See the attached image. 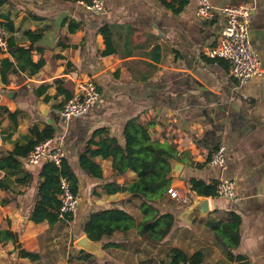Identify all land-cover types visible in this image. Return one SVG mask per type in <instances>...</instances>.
Wrapping results in <instances>:
<instances>
[{
	"label": "crops",
	"instance_id": "0c3cea01",
	"mask_svg": "<svg viewBox=\"0 0 264 264\" xmlns=\"http://www.w3.org/2000/svg\"><path fill=\"white\" fill-rule=\"evenodd\" d=\"M164 1L173 6L162 0H103L105 12L95 14L82 0H0L7 39L0 62L13 61L12 36L18 46L31 47L32 62L41 64L33 75L16 71L8 84L0 82V107L8 111L0 112V159L16 146L24 149L18 171H0V230L12 231L24 250L38 255L34 262L20 258L7 242L0 244V264H159L172 248L198 254L200 264H264V74L242 83L231 75L228 61L206 55L220 38L222 8L248 4L249 39L264 66V0H209L208 20L197 16L199 0L181 8V0ZM88 79L99 90L98 102L86 115L64 120L58 106ZM37 102L49 107L48 116L40 114ZM135 118L149 127L151 138L176 148L178 159L172 161L182 171L170 176L169 188L181 199L167 192L156 205L161 214L173 215L174 226L156 246L133 228L93 241V251L80 250L76 241L86 236L93 213L119 209L141 220V201L121 189L135 174L118 173L112 157L100 152L106 137L123 146L124 127ZM46 127L62 139L63 164L79 196L72 219L52 226L30 220L42 164L25 161ZM219 144L225 146L224 169L208 163ZM221 178L235 182L234 199L191 190V179L215 189ZM201 197L208 198L209 213L188 222ZM147 253V259L140 255Z\"/></svg>",
	"mask_w": 264,
	"mask_h": 264
},
{
	"label": "trees",
	"instance_id": "16d2710c",
	"mask_svg": "<svg viewBox=\"0 0 264 264\" xmlns=\"http://www.w3.org/2000/svg\"><path fill=\"white\" fill-rule=\"evenodd\" d=\"M162 2L169 5L170 8L173 6L164 0ZM186 3L187 0H181L180 8ZM5 27L9 33L13 32L11 24H6ZM101 34L106 42V50L109 51L108 35L104 28L101 30ZM31 51V47L24 48L15 44L12 36L8 38V53L13 61L5 58L0 62V82L2 84H8L9 75L16 71L27 72L28 75L38 72L41 64L32 62ZM71 98V94H66L63 104H60L58 109H62L64 104ZM0 112L8 114V111L2 107H0ZM148 129L149 127L142 125L138 119H131L126 123L123 130V146L119 145L114 138L106 137L102 142L100 152L104 156L112 157V167L118 173L123 174L125 171L130 170L135 174V181L121 189L141 201L139 206L141 220L136 223L131 215L119 209H106L93 213L84 226V233L91 241L98 242L103 239H111L115 234H127L135 228L138 236L145 238L151 245L156 246L172 230L174 226L173 215L169 213L161 214L156 205L167 193L171 182L170 162L178 159V155L174 145L159 143L156 139L150 137ZM50 137H52L51 131L46 127L37 133V140L34 143L38 144ZM23 150L22 147L16 146L11 153L0 159V171H18L20 169L18 157L22 155ZM87 154L85 152L82 157V165L87 160ZM41 164L43 182L39 184L38 199L30 220L35 224L47 221L50 226L58 221L71 220L73 214L67 216L65 220L58 219L59 203L57 194L59 192L60 176L67 178L72 190L77 193L73 176L65 163L62 164L60 169L50 163ZM189 182L191 190H194L198 195L209 196L216 191L214 187L205 186L201 181L191 179ZM7 242H11L15 246L20 258H26L32 262L38 260L37 254L28 252L21 247L15 233L10 230H0V244L4 245ZM108 246L110 244H105V247ZM84 257L87 258L88 256L85 255ZM161 264H200V260L198 254L186 255L183 251L172 248Z\"/></svg>",
	"mask_w": 264,
	"mask_h": 264
},
{
	"label": "built area",
	"instance_id": "2783aa9c",
	"mask_svg": "<svg viewBox=\"0 0 264 264\" xmlns=\"http://www.w3.org/2000/svg\"><path fill=\"white\" fill-rule=\"evenodd\" d=\"M82 4L92 13L105 12L103 0H82ZM212 5L209 0H199L197 16L202 20H208L212 16ZM224 25L220 32L217 44L206 52L210 58L223 59L230 64V73L240 82L255 78L264 74V66L253 50L249 39V27L252 18V8L248 4L229 5L222 8ZM7 48L6 32L0 22V49ZM100 98L99 90L93 81L88 79L79 85L77 93L69 99L60 111L64 120L86 115ZM65 159L62 139L47 138L38 143L25 157L26 163L38 165L50 163L58 169L62 167ZM208 163L210 166L225 168V146L219 144L211 151ZM58 219L65 220L73 214L78 206L79 196L75 193L70 182L64 176L59 178ZM235 182L221 178L215 187L217 196L225 199L235 198ZM168 194L174 199L181 197L171 188ZM188 203V198H182Z\"/></svg>",
	"mask_w": 264,
	"mask_h": 264
},
{
	"label": "water",
	"instance_id": "95a60500",
	"mask_svg": "<svg viewBox=\"0 0 264 264\" xmlns=\"http://www.w3.org/2000/svg\"><path fill=\"white\" fill-rule=\"evenodd\" d=\"M36 106L43 116H48L49 114V107L44 105L41 102H37ZM171 170H170V176L171 177H178L182 171V165L171 161ZM209 200L208 198H196L194 201V204L191 206L188 215H187V221L192 222L193 220L202 217L203 215H206L209 213ZM76 247L83 251H93L96 246L93 245V241L88 239L87 236H82L76 241Z\"/></svg>",
	"mask_w": 264,
	"mask_h": 264
},
{
	"label": "rangeland",
	"instance_id": "374dc122",
	"mask_svg": "<svg viewBox=\"0 0 264 264\" xmlns=\"http://www.w3.org/2000/svg\"><path fill=\"white\" fill-rule=\"evenodd\" d=\"M140 255H141V256H144L146 259H147L148 256H149L148 253H147L146 255H145V254H140ZM144 257H141V259H144V260H145ZM142 261H143V260H142ZM145 262H148V261L146 260ZM145 262H144V263H145ZM144 263H143V264H144ZM159 264H161V263H159Z\"/></svg>",
	"mask_w": 264,
	"mask_h": 264
}]
</instances>
